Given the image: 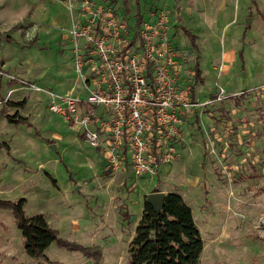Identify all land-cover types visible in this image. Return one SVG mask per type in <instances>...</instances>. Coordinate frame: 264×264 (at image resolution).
Masks as SVG:
<instances>
[{"label":"rangeland","instance_id":"rangeland-1","mask_svg":"<svg viewBox=\"0 0 264 264\" xmlns=\"http://www.w3.org/2000/svg\"><path fill=\"white\" fill-rule=\"evenodd\" d=\"M94 1L117 6L133 29L137 0ZM153 8L169 10L201 104L184 118L174 161L136 176L114 172L49 109L50 92L87 94L66 30L79 10L66 0H0V200L26 198V214L44 213L59 237L46 258L30 256L12 210L0 207V264H127L155 191L192 207L205 243L199 264H264V0H141L143 17ZM218 85L226 94L204 103Z\"/></svg>","mask_w":264,"mask_h":264},{"label":"built area","instance_id":"built-area-1","mask_svg":"<svg viewBox=\"0 0 264 264\" xmlns=\"http://www.w3.org/2000/svg\"><path fill=\"white\" fill-rule=\"evenodd\" d=\"M66 1L81 13L66 30L87 94L50 92L49 109L70 119L114 172L156 174L174 161L184 118L201 104L169 10L153 8L132 29L111 2ZM218 86V96L204 103L226 94Z\"/></svg>","mask_w":264,"mask_h":264},{"label":"trees","instance_id":"trees-1","mask_svg":"<svg viewBox=\"0 0 264 264\" xmlns=\"http://www.w3.org/2000/svg\"><path fill=\"white\" fill-rule=\"evenodd\" d=\"M141 20V0H137V25ZM1 37L0 32V39ZM192 37L194 40L195 35L192 34ZM1 63L0 58V66ZM200 73L201 68L196 65L197 79L201 78ZM8 119L17 121L10 115ZM23 119L27 118H20L19 121ZM25 204L26 198L18 201L0 200V207L10 208L13 212L24 237L26 252L35 258H46L45 251L58 240V231L51 226L42 212L28 216ZM59 244L68 248L82 249L84 253L92 256L81 246L68 244L63 240H59ZM204 247V239L192 207L180 193L170 191L166 193L160 210H156L148 200L144 201L135 235L129 243L127 264H199Z\"/></svg>","mask_w":264,"mask_h":264},{"label":"water","instance_id":"water-1","mask_svg":"<svg viewBox=\"0 0 264 264\" xmlns=\"http://www.w3.org/2000/svg\"><path fill=\"white\" fill-rule=\"evenodd\" d=\"M165 195L166 193L163 191H155L149 194L147 200L154 205L156 210H160L163 206Z\"/></svg>","mask_w":264,"mask_h":264},{"label":"crops","instance_id":"crops-1","mask_svg":"<svg viewBox=\"0 0 264 264\" xmlns=\"http://www.w3.org/2000/svg\"><path fill=\"white\" fill-rule=\"evenodd\" d=\"M177 44H178V42H177ZM186 59H188L189 60V58H186ZM187 61V60H186ZM185 65H184V69L186 70V68H187V66H188V64L185 62L184 63ZM197 65V64H196ZM196 65L194 66V69H195V67H196ZM199 65V64H198ZM200 66V65H199ZM201 73H202V69H201ZM201 73H200V75H201ZM200 79V78H199ZM182 130H183V125H182ZM181 133H182V131H181ZM82 135V134H81ZM83 136V135H82ZM183 136V135H182ZM84 138V137H83ZM184 138V137H183ZM100 154H102L101 152H100ZM102 156V161L104 160V157H103V155H101ZM123 173H127V172H123ZM209 214V213H208Z\"/></svg>","mask_w":264,"mask_h":264}]
</instances>
